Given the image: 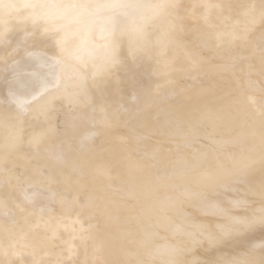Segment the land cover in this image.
Wrapping results in <instances>:
<instances>
[{"label":"bare ground","instance_id":"6f19581e","mask_svg":"<svg viewBox=\"0 0 264 264\" xmlns=\"http://www.w3.org/2000/svg\"><path fill=\"white\" fill-rule=\"evenodd\" d=\"M110 1L0 0V264H160L165 243L264 264L259 225L209 243L169 224L261 203L264 0H175L147 28L166 0Z\"/></svg>","mask_w":264,"mask_h":264},{"label":"snow or ice","instance_id":"6c2138e0","mask_svg":"<svg viewBox=\"0 0 264 264\" xmlns=\"http://www.w3.org/2000/svg\"><path fill=\"white\" fill-rule=\"evenodd\" d=\"M55 63L56 62L53 63V67H55ZM56 82L58 83V78H56ZM9 98L11 102L17 103L20 106H22L23 103H27V101L19 100L11 88L9 89ZM262 162H264V160H262ZM247 167H249L248 162L240 161L234 165V170L243 171ZM199 195L200 194L198 193L183 194V196L189 200ZM229 203L232 204L234 209L243 206L246 211L250 212V215H232L228 209L221 207L217 202L201 198L203 214L221 217L225 222L216 223L214 225L215 231H213L212 227L209 225L191 224L186 218L180 223L169 221V224L171 225V234L173 237L182 236L189 239L198 236L199 238L207 240L209 243H220L234 234L250 231L257 225L264 228V185H262L261 203L258 206L253 207L247 200H231ZM189 229L195 230L193 231ZM154 251L156 255L161 257L160 264H182L181 261L175 258L182 251L179 243L176 245L168 243L157 245ZM228 264H247V262L240 259H234L228 262Z\"/></svg>","mask_w":264,"mask_h":264},{"label":"rangeland","instance_id":"374dc122","mask_svg":"<svg viewBox=\"0 0 264 264\" xmlns=\"http://www.w3.org/2000/svg\"><path fill=\"white\" fill-rule=\"evenodd\" d=\"M111 1H112V2H111ZM111 1L109 2V4H110L111 6H113V5L116 6V4L119 2V1H117V0H114V1L111 0ZM148 1H150V0H148ZM151 1H153V0H151ZM155 1H156V0H155ZM157 1H158V0H157ZM166 1L169 3V5H168L167 3L165 4L164 1H161L162 3L164 2L163 5H162L161 2H156L157 4H156V6H155V9H156L157 11H155V15H153V16H156V17H153V18H154L153 21H152V18H151V20H150L149 23L145 26V28L150 27V26H151V24H150L151 22H152V23H153V22L156 23L157 20H158V18H161V17L163 18V17H164L163 19H161V20H164V19H166L165 17L167 16V19H170V18L172 19V17L174 16L173 14H175V13L177 14V12L175 11V10H176V6H177V5H175V3H174L175 0H166ZM159 3H161V4H159ZM158 4H159V5H158ZM160 5H161V7H160ZM164 5H165V6H164ZM167 5H168V6H167ZM158 6L160 7V8H159L160 10L158 9ZM163 7H164V8H163ZM167 7H169V8H167ZM162 8H163L164 10H166V11L170 10V12H168L169 15H168V13L165 14L166 11L162 10ZM161 10H162V11H161ZM173 11H174V13H172ZM156 12H159V14H157ZM164 12H165V13H164ZM181 12H182V11H181ZM171 14H172L173 16H172ZM157 15H158V16H157ZM161 15H162V16H161ZM165 15H166V16H165ZM159 16H161V17H159ZM171 16H172V17H171ZM148 20H149V19H148ZM148 20H147V21H148ZM159 20H160V19H159ZM154 23H153V24H154ZM130 25H131V24L127 25V28H130L131 30H133V29L135 28V31L137 30V31L140 33V31H139L140 29H139V28H138L139 30L137 29L138 25L133 26V24H132L131 26H132L133 28H132ZM128 30H129V29H128ZM133 31H134V30H133ZM133 31H131V33H132L131 35H135V34H134L135 31H134V32H133ZM137 31H136V32H137ZM136 35H139V34H136Z\"/></svg>","mask_w":264,"mask_h":264}]
</instances>
